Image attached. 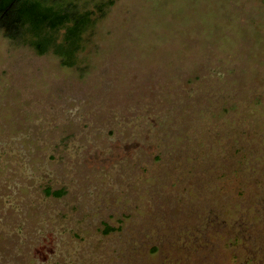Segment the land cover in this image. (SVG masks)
I'll use <instances>...</instances> for the list:
<instances>
[{
  "label": "rangeland",
  "instance_id": "1",
  "mask_svg": "<svg viewBox=\"0 0 264 264\" xmlns=\"http://www.w3.org/2000/svg\"><path fill=\"white\" fill-rule=\"evenodd\" d=\"M62 1L93 13L72 67L0 30V264H264V172L223 160L264 167V0ZM160 140L207 148L193 199Z\"/></svg>",
  "mask_w": 264,
  "mask_h": 264
},
{
  "label": "trees",
  "instance_id": "2",
  "mask_svg": "<svg viewBox=\"0 0 264 264\" xmlns=\"http://www.w3.org/2000/svg\"><path fill=\"white\" fill-rule=\"evenodd\" d=\"M91 16H93L92 12L81 10L76 5L64 3L62 0H0V30L4 31L5 36L30 45L40 55L50 51L60 59L63 66L67 67L76 65L77 57L83 48L84 36L92 26ZM162 142L165 144V141L162 140L155 145L150 144L156 151V156L152 161L156 165V163L161 164L167 160L169 167L164 169H167L166 172L172 173L170 184H172L174 193L176 194L180 187L181 191L179 192L186 195L185 198L183 195L181 200L189 201L195 194L192 196V189H186L185 181L193 177V172H197V167L202 169V172L206 171L203 168L207 165L213 167L210 165L212 162L208 164L207 148L194 153L193 145L194 154L185 156L184 162L180 164L181 158H177L176 152L172 151V148L168 149L169 151L167 148L164 149ZM232 142L224 148L223 155V160L228 164L229 178H235L243 171L264 172L262 165V170L258 164L256 167L252 166V163L257 160L252 159V153L245 143ZM195 144H199L198 146L201 147L200 144L204 143ZM238 180H240L239 177ZM202 183L200 181V184ZM199 187L201 188V185ZM40 188L45 198L61 199L68 193L63 184L47 183L40 185ZM104 227L103 234L105 235L115 230L108 225H104Z\"/></svg>",
  "mask_w": 264,
  "mask_h": 264
}]
</instances>
